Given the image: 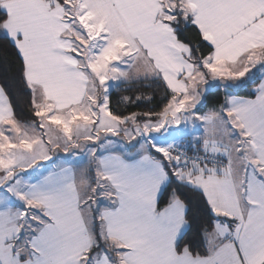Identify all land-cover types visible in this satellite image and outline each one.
Wrapping results in <instances>:
<instances>
[{
    "label": "snow or ice",
    "instance_id": "1",
    "mask_svg": "<svg viewBox=\"0 0 264 264\" xmlns=\"http://www.w3.org/2000/svg\"><path fill=\"white\" fill-rule=\"evenodd\" d=\"M0 264H264V0H0Z\"/></svg>",
    "mask_w": 264,
    "mask_h": 264
},
{
    "label": "trees",
    "instance_id": "2",
    "mask_svg": "<svg viewBox=\"0 0 264 264\" xmlns=\"http://www.w3.org/2000/svg\"><path fill=\"white\" fill-rule=\"evenodd\" d=\"M143 93L144 95H151L154 97L153 102H149L148 100H141L131 105L128 110L131 111H147L149 108L157 107L160 103L162 93L156 88L155 85L148 87L147 85L135 84V85H121L118 91H114L112 94V103L113 106H116L117 101L122 95H138ZM240 94H246V92L242 91ZM223 100V92L220 91L219 95L213 96L209 99L207 103V107H212L215 104L221 103ZM23 110V116L27 117L29 115L28 110L25 108V103L22 102L19 106L18 111ZM120 111H124V107L120 106ZM206 110V109H205Z\"/></svg>",
    "mask_w": 264,
    "mask_h": 264
}]
</instances>
